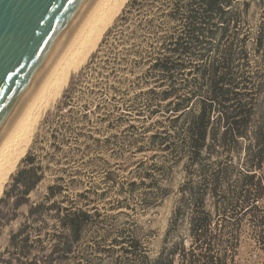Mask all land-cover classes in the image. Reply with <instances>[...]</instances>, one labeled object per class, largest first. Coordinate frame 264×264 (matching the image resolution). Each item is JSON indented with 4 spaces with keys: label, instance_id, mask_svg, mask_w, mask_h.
Returning <instances> with one entry per match:
<instances>
[{
    "label": "trees",
    "instance_id": "trees-1",
    "mask_svg": "<svg viewBox=\"0 0 264 264\" xmlns=\"http://www.w3.org/2000/svg\"><path fill=\"white\" fill-rule=\"evenodd\" d=\"M259 2L260 25L250 36L239 26L240 9L248 5L243 0H126L95 52L68 83L55 112L45 119L42 135L35 137L0 197V237L20 219L7 234L0 264H61L77 254L84 258L79 244L94 215L76 202L55 199L61 194L60 184L47 185L43 196L31 198L44 177L38 150L47 141L46 156L53 157L71 137L92 139L85 134L91 122L120 125L134 104H119L116 97L134 90L139 92L131 101L145 97L136 115L164 108L177 120V146L165 144L167 136L149 139L165 144L170 153L177 151V163L184 161L185 180L177 188V204L154 254L149 238L127 224L117 229L108 248H97V259L100 264H228L233 256L227 254L222 235L210 231L204 189L200 194L195 189L192 169L203 150L225 158L241 153L242 188L234 208L245 214L252 201L263 196L264 182L255 181L264 163V0ZM163 25L172 31L159 35ZM250 38L253 52L261 54L254 65L245 49ZM93 75L97 83L82 90ZM231 168L218 163L213 172L217 221H225L228 208L221 188ZM234 245L230 244L232 250Z\"/></svg>",
    "mask_w": 264,
    "mask_h": 264
},
{
    "label": "rangeland",
    "instance_id": "rangeland-1",
    "mask_svg": "<svg viewBox=\"0 0 264 264\" xmlns=\"http://www.w3.org/2000/svg\"><path fill=\"white\" fill-rule=\"evenodd\" d=\"M125 2L126 0H123L119 9L97 34L84 57L70 63L64 69L58 81L41 102L32 136L5 178L0 188V197L35 137L42 135L45 119L55 112L64 90L76 79L88 62L90 54L101 42L105 32L114 24L113 21ZM243 2L248 5L243 4L240 9L242 10L239 16L241 33H250V36H253L260 25L262 8L259 0H243ZM171 31L170 26L163 25L158 34L167 35ZM149 42L154 43L152 40ZM246 42V52H249L251 65H254V62L261 59V54L257 55L253 52L251 38ZM215 43L212 42V45ZM95 83H97L96 75L88 76L81 89L84 90L85 86L90 87ZM138 92L139 90H134L116 97L119 104H123L122 101L126 100L134 104L132 109H128L122 116L120 125L110 127L108 123L91 122L87 124L85 134H91L92 139L81 137L75 141L71 137L61 145V152L53 157L46 156V151L50 150L47 141L41 144L44 145V149L38 150V163L43 166L44 177L31 198L43 196L47 185L60 184L62 191L55 199L64 200L65 203L76 202L77 206L88 209L94 215L93 224L86 227L79 244L84 258H80L77 254L61 264L79 262L100 264L96 257L99 256L97 248H108L116 236L117 229L126 227L127 224L133 225L131 228L136 226L141 235L149 238L151 254L157 251L164 236L172 211L177 204V188L185 180L186 169L183 160L177 163V151L170 153L164 147L167 143L170 146L172 144L177 146V120L168 117L164 108H159V111L150 114L154 108L152 107L136 115L135 109H141L139 106L145 98L140 96L131 101ZM78 94L79 92L75 93V101L78 99ZM166 103L162 102L161 106L166 107ZM120 112L121 110L115 112L114 116L119 115ZM152 135L167 136V142L163 145L152 144L149 139ZM132 139L137 140L133 145L129 144V140ZM218 163L221 166L231 164L232 167L223 180L221 188L228 208L225 221H217L214 214L216 199L213 196V172ZM241 163V153H233L232 156L225 158L224 154L208 155L207 150H203L193 166L192 180L199 194L204 189L203 206L205 212L211 216L210 231L222 235V240L225 241L227 249L229 248L227 254L233 256L232 258L229 256L228 264H264V193L261 198L252 201L245 214L244 211L234 208L239 203L238 193L242 188ZM256 180L264 182V163L262 169L256 172ZM144 199L145 201H142ZM19 222L20 219L2 230L0 251L6 244L8 232L15 230ZM48 225H52L51 220ZM230 244H236L233 250Z\"/></svg>",
    "mask_w": 264,
    "mask_h": 264
},
{
    "label": "water",
    "instance_id": "water-1",
    "mask_svg": "<svg viewBox=\"0 0 264 264\" xmlns=\"http://www.w3.org/2000/svg\"><path fill=\"white\" fill-rule=\"evenodd\" d=\"M97 0H0V143Z\"/></svg>",
    "mask_w": 264,
    "mask_h": 264
},
{
    "label": "bare ground",
    "instance_id": "bare-ground-1",
    "mask_svg": "<svg viewBox=\"0 0 264 264\" xmlns=\"http://www.w3.org/2000/svg\"><path fill=\"white\" fill-rule=\"evenodd\" d=\"M123 0H97L79 25L37 91L0 143V188L26 148L35 129L38 110L45 96L72 62L80 60L90 49L97 34L119 9Z\"/></svg>",
    "mask_w": 264,
    "mask_h": 264
}]
</instances>
